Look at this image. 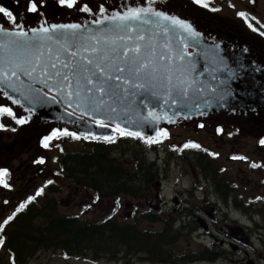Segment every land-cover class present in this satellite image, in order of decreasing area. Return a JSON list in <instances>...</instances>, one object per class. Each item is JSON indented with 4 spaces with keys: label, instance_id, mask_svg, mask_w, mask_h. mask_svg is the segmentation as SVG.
<instances>
[{
    "label": "water",
    "instance_id": "obj_1",
    "mask_svg": "<svg viewBox=\"0 0 264 264\" xmlns=\"http://www.w3.org/2000/svg\"><path fill=\"white\" fill-rule=\"evenodd\" d=\"M52 2L40 8L42 21L37 13L19 26L0 18V69L10 77L0 81V105L27 116L26 127L40 134L66 127L104 140L122 130L150 141L163 129L209 118L246 129L264 125V47L252 36L205 20L192 6L181 11L155 1L98 0L104 9L97 11L93 0H82L73 12ZM0 3L17 12L13 0ZM84 3L89 11L80 10ZM137 14L139 19H127ZM21 32L27 35H16ZM141 64L147 67L137 74ZM101 86L104 93L97 91Z\"/></svg>",
    "mask_w": 264,
    "mask_h": 264
},
{
    "label": "trees",
    "instance_id": "obj_2",
    "mask_svg": "<svg viewBox=\"0 0 264 264\" xmlns=\"http://www.w3.org/2000/svg\"><path fill=\"white\" fill-rule=\"evenodd\" d=\"M80 140V148H67L60 155L57 178L62 177L65 182L60 184L55 177L38 197L28 200L19 211H13L8 216L13 218L7 224L5 220L2 222L0 236L10 264H25L42 250L61 252L65 258L106 257L108 261L125 264H211L225 256L224 247L216 243L182 251L181 237L191 242L190 238L201 230L194 218L186 219L192 212L174 215L153 207L142 209V204L156 198L155 182L162 174L159 160L148 154V150H159L158 141L146 143L139 137L126 136L109 141ZM67 184L93 192L92 204L77 213H62L60 200L55 195ZM224 192L228 197L229 191ZM104 199H115L119 213L126 202L137 204L135 211L122 217L119 213H110L88 218L92 205Z\"/></svg>",
    "mask_w": 264,
    "mask_h": 264
},
{
    "label": "rangeland",
    "instance_id": "obj_3",
    "mask_svg": "<svg viewBox=\"0 0 264 264\" xmlns=\"http://www.w3.org/2000/svg\"><path fill=\"white\" fill-rule=\"evenodd\" d=\"M146 1L149 2L150 0ZM216 1L217 0H213L212 3L215 4ZM155 2L168 5L166 3H161L156 0ZM221 2L223 3V8H225V10H223V14L228 15L227 17L223 16L222 14V17L230 19L231 17H234L239 24H246L243 20L237 17V14L239 12H242L246 9L244 3H240L239 0H224ZM231 2H233V4H231ZM259 4L261 9L259 11L261 14V20L264 22V0H258L257 4L253 5L252 7L253 9L255 8V10H259ZM169 5H172L171 9L179 10V8H181V11L182 8L186 6L183 3H169ZM227 8H229V10H227ZM199 9L206 11L200 7ZM203 11L201 12L204 13ZM249 11L251 12V10ZM46 12L48 13L50 12V10H46ZM37 14L39 20H44L40 12ZM201 15L204 17L205 20L208 19L210 21L216 22L214 19H209L203 14ZM25 17L26 15L23 13L19 15V20L25 21ZM263 22H261V24H263ZM10 24L11 26L20 25L19 22L17 24ZM215 24H218L225 28L228 27L229 29L234 28L241 33L257 35L251 31L243 29L240 25L239 29L236 26L229 25L227 23L216 22ZM255 44L264 46V44L261 43ZM2 98L3 96L0 94V103L2 102ZM0 106L3 107V105ZM27 119L28 117L25 116V118H23V123L27 122ZM15 121L16 124L12 123V127H17L19 116H17ZM203 122L207 123L208 127L205 126L204 128H198L197 124ZM199 123H184L172 126L171 130L174 133L170 134L171 139H167L166 141H164V143L161 144L162 147L159 148V150H148V154L151 156V158L159 160L158 164L162 170V174L160 175V179L155 182L154 189L157 192L156 198L151 199L147 204H142V209H145L147 207H153L155 210L158 211H161L162 209L163 211L167 210V212H172L174 215H180L182 211H186V213L188 214L192 212L193 217L188 215L186 216V219L190 220L194 218L198 222L201 230H197V233L194 235L193 239L190 238L191 242L185 240V236H183L185 239L181 237L180 246L182 251L190 252L192 250L202 249L206 246V244L210 245L216 243L221 248L222 246L224 247L223 250L225 252V256L211 264H264V212L261 211L262 208L260 207H243L245 204L242 200L241 195H239L247 194L244 191L247 190L246 188L248 187V185L255 182L257 176L251 174V178H246L244 184H248V182L251 183L246 185V188L243 187V185L240 186L237 191V194L232 193V196L238 197V202L236 206L234 205V203H232L233 206L229 208L225 207L222 203L217 204L218 201H222V198H220L219 195L213 192L211 187L208 188V184L205 183V185H203L205 179L212 182L213 176H215L217 173H220L224 176L223 181H228V179L235 178L234 173L238 171V168H246L245 163L233 162V160L228 159V154L230 152L229 145H225L222 148H219V150L225 153V155L222 156V160H213L212 155L208 152V150L205 149L201 144L197 143L198 140H201L210 144L212 147L216 146L217 142L214 139V132H217V130L214 128L215 124H231L232 121H229L227 119L216 121L215 119L209 118ZM25 129L26 136H29L28 138H31L29 141L32 142L25 143L20 147L25 148L29 151L30 154H33L35 137H37V135L40 133L38 132V130L34 131L31 127H25ZM227 130L229 129L227 128ZM219 137H228V134L224 132L222 134H219ZM62 139V137L58 138L59 144L57 145H60ZM187 140L191 141L192 143H189V147L182 149L180 146L181 143ZM6 141L3 140L2 143L0 142V164L3 163L8 165L11 162H14L17 187L14 191H12V196L18 199L20 198L23 202L25 199L24 196L27 194L28 191L31 192L33 190L35 185L40 182V179L37 181H27L25 184H22L18 180L19 174L17 171V167L19 165H17V161L14 160H18L17 157H19L20 154L17 148H13L11 152H8L5 147ZM134 142V140L130 141V144L133 145ZM192 145H199V147H194ZM66 147L69 149L80 148V143L74 140L73 137L68 136V138L66 139ZM179 149H182V151H180ZM203 151L204 154H201V152ZM205 160L210 162V164H207ZM200 165L203 166V168H201ZM231 171L233 173H231ZM201 173L205 179H201ZM241 174L243 175L244 172H242ZM55 177L57 178L58 175L55 174ZM57 180L60 184L65 182L62 181V177L57 178ZM238 180L241 179L239 178ZM249 189H251L252 191H255L257 189H263L264 191V184L259 187H256L255 184H251L249 186ZM205 190L207 191L205 192ZM190 191H192V193H190ZM248 194H251L252 196L253 192ZM30 195H33V197L35 198L38 197L39 194L33 190ZM55 196L60 200V211L62 213L68 214L79 212L85 205H89L90 203L92 204L93 200V192L82 188H76L68 184L65 185L64 189L61 190V192L57 193ZM114 200L115 199H104L102 201L97 202V204L92 205V210L90 213H88L87 217H104L110 213H119L120 211L116 209ZM258 203L261 204L262 202ZM136 204V201L126 202L125 207L121 210V213H119V217H122L125 213L135 211L134 206ZM261 206L264 207V204H261ZM3 209L4 207L0 206V212L3 211ZM254 211H261L263 215L256 216ZM2 219L3 218L1 217L0 220ZM257 221L258 226L256 225ZM202 222L206 224V228L202 226ZM228 228H230V237H226L222 233L223 231L227 232ZM233 230H235V232H233ZM241 230H244V234L241 233ZM238 232H240L239 235L233 234ZM241 238H243L244 240L241 241ZM7 253L8 252L3 247V244L0 243V264H10L9 253ZM25 264L125 263L123 261L120 263L108 261L106 257L95 260L79 257L65 258L61 252L59 253L54 250H42L37 256L31 257ZM138 264L150 263L141 262ZM200 264L207 263L203 262Z\"/></svg>",
    "mask_w": 264,
    "mask_h": 264
},
{
    "label": "flooded vegetation",
    "instance_id": "obj_4",
    "mask_svg": "<svg viewBox=\"0 0 264 264\" xmlns=\"http://www.w3.org/2000/svg\"><path fill=\"white\" fill-rule=\"evenodd\" d=\"M17 4H19V7H21L22 11L19 13L25 14L29 13L30 10L33 9V1L31 0H13ZM38 6H45L48 2L53 1L55 3H51L52 5H57L58 3L61 7H64L65 9H71V7L74 6V4H71V6H68L69 3H64L63 0H36ZM155 1V0H150ZM161 3H183L186 6L190 5L193 8L200 11L202 9L206 10L203 11L204 13H201L209 18L214 19L216 22L220 23H227L229 25H234L237 28L240 29L239 25L248 31H251L257 35H251L256 39L257 42L264 44V22L261 20V14H260V4H259V10L253 9V5L257 4L258 0H239L240 3H244L245 10L242 12H239L237 14V17L239 19L243 20L246 24H239L237 20L234 17L230 18H224L221 15L223 14V3L221 1L224 0H217L215 4L212 3L213 0H201L200 3H197L196 0H156ZM95 5L98 3L94 0ZM233 4V2H231ZM57 5V6H59ZM73 5V6H72ZM2 7V6H0ZM86 7V5H83L82 8ZM4 8V7H3ZM7 10V9H6ZM229 10V8H227ZM251 10V12L249 11ZM10 12L9 10H7ZM208 11V12H207ZM12 15L8 16L6 13H0L2 15H5L7 18L11 19L12 21H17L18 16L15 15L13 12H10ZM240 13H244L245 15L241 16ZM223 16H227L223 14ZM230 17V16H229ZM14 18V19H13ZM264 18V16H263ZM224 19V20H223ZM227 20V21H225ZM263 24H261V22ZM237 31V30H236ZM249 35V34H248ZM3 113L2 116V124L0 125V142L2 143L3 140L6 141V150L8 152H11L13 148H17L19 151V157L17 161V171H18V180L25 184L27 181H37L40 179V182L35 185L33 190L37 192L40 190L44 185L49 184V182L55 177V174L59 171V158L60 155L63 154V152L67 149L66 147V140H65V130L62 131H53L51 134L45 135V134H38L37 137H35V144L33 146L34 153L30 154L28 150L25 148H21L20 146L24 145L25 143L32 142L29 141L31 138H28L29 136H26V125H21L19 121L17 122V127H12V123L16 124V121H12V114H9L8 112H1ZM199 125V126H198ZM208 127L207 123H199L197 124L198 128H204ZM214 128L217 130V132H214V139L217 142V148L216 146H211L210 144L203 142L201 140H198V144H201L205 149L208 150V152L212 155L213 160H222V156L225 155L224 152L219 150V148H222L225 145H229V154L228 159L233 160V162L238 163H245L246 168H238V171L234 173L235 178L228 179V181H223L224 176L220 173H217L215 176H213L212 182L209 180H206L204 176L201 173V179H205V182L203 185L208 184V188H212L213 192H215L217 195H219L220 198H222L221 202H217V204L222 203L225 207L229 208L234 205H237L238 197L232 196V193H236L240 186L243 185L245 187L246 185L250 184L251 182H248V184H244V181L246 178H251V174L257 176L254 183L256 187L262 186L264 184V143H261V141H264V125L257 124L256 128H248L246 129L243 127V124L232 122L231 124H222L218 123L215 124ZM227 128L229 130H227ZM167 132V139H171L169 134H172L171 128L168 129ZM64 132V133H63ZM226 132L228 134V137H219V134H222ZM62 137V142L59 144L58 138ZM61 140V139H60ZM37 141V142H36ZM183 143V142H182ZM181 143V145H182ZM189 146L190 142H186ZM47 145V146H46ZM180 145V146H181ZM182 151V149H179ZM201 154H204V151L201 152ZM235 160V161H234ZM201 168L203 166L200 165ZM7 170V174L3 177H0V206L4 207L3 211L0 212V219L1 217L4 218V216H8L13 211L17 210L20 205L24 204V201L16 197H13L12 191H14L17 187L16 185V177H15V164L14 162H11L10 164H0V170ZM237 170V169H236ZM220 172V171H219ZM244 172L242 175L241 173ZM231 173H233L231 171ZM241 180H238V179ZM250 184V185H251ZM246 188L247 190L244 191L247 194H239L242 197V200L244 201L243 207L249 208L251 207H260L262 208V212H264V207L261 206V204H264V191L263 189H257L255 191H252L249 189V186ZM77 188V187H76ZM81 189V188H80ZM33 190L31 192H33ZM207 190H205L206 192ZM224 191H229L228 197H226L223 193ZM31 192H27V194L24 196L26 199ZM253 192V195L251 196V193ZM192 193V191H191ZM207 194V193H206ZM24 199V200H25ZM178 199V198H177ZM177 202V200H176ZM242 202V201H240ZM258 202H262L259 204ZM257 203V204H256ZM261 211L259 212L260 215H263ZM259 215V216H260ZM260 219V218H259ZM264 219V216H263ZM1 221V220H0ZM256 223V222H255ZM258 226V221L256 223ZM230 228H228L227 232H222L224 236L230 237L229 233ZM231 232V231H230ZM235 232V230H233ZM238 233H233L234 235H239ZM241 233L244 234V230H241ZM233 238V237H232ZM236 238V237H235ZM234 239V238H233ZM248 239V238H247ZM244 240L241 238V241ZM241 247V246H239Z\"/></svg>",
    "mask_w": 264,
    "mask_h": 264
},
{
    "label": "snow or ice",
    "instance_id": "obj_5",
    "mask_svg": "<svg viewBox=\"0 0 264 264\" xmlns=\"http://www.w3.org/2000/svg\"><path fill=\"white\" fill-rule=\"evenodd\" d=\"M67 2L69 3V6H71V4H74V3L76 2V0H67ZM196 2H197V3H200L201 0H196ZM32 10H33V11L36 10L35 4H33V9H32ZM85 10L87 11L88 9L86 8ZM133 11H134V12H137V13L139 12V10H133ZM0 13H6L8 16H11V15H12L10 12H8V11H7L5 8H3V7H0ZM156 15H158V16H163L164 14H163V13H156ZM240 15L243 16V15H245V14H244V13H240ZM13 19H14V18H13ZM127 19H139V15L137 14V15H134V16H131V17H127ZM165 19H171V20L173 21V23H175V24H180L181 26L185 27L186 30H189V31L191 30L190 25H186L183 21L177 20V19L174 18V17H167V16H165ZM51 27H52L53 29H55V28H57V27H60V28H73V29H76V28H79L80 25H52ZM0 30H2V29H0ZM32 31H36V29H33ZM41 31H45V32H47L48 29H41ZM9 34H11V33H9ZM16 35L25 36V35H27V33L21 32V33H17ZM139 39H143V37H139ZM94 51H95V49H94ZM133 51L136 52V53H139V51H140L139 46H137ZM73 55H75V53H74ZM125 55H126V53H125ZM84 59L86 60V64H87V65H91V64L93 63L92 60H88L87 58H84ZM133 62H134V61H133ZM52 67L55 68L56 65L53 64ZM64 67H68V65L65 64ZM146 67H147L146 64H141L140 67L136 69L137 74H139V72L141 71V69L146 68ZM96 69H97V72H98V73H101V74H105V75H107V74L105 73V69H104L103 67H101L100 64H96ZM33 71H35V69H33ZM45 71H46V70H45ZM85 71H88V69L85 68ZM116 71H117V72H123L124 69H123V68H117ZM25 74L27 75V74H30V73H27V72H26ZM75 74H76V73L73 72V76H75ZM12 75H16V72L13 71V72H12ZM55 75H56V76H60L61 73L56 72ZM5 78L10 79V77H8L7 72H3V70L0 69V81H3ZM107 78H108V79H113V77H111V76H108ZM114 79L119 80L120 77H119V76H116V77H114ZM63 80L68 81V84L66 85V87H68V88H71V87H72V85H71V81H70L69 77H68L66 74L63 75ZM77 83H79V82H77ZM87 83H89V84L92 83L91 78H88ZM91 91H92V89L89 88V89H88V92H91ZM97 91L100 92V93H104V92H105V88L101 86V87L97 88ZM72 94H73L72 92H68V95H69V96H71ZM75 94H76L77 96H79V91H77ZM17 102H18V101H17ZM78 106H79V105H78ZM0 112H8L9 114H11V109H10V108H2V107H0ZM19 122L22 123L23 121H19ZM65 134L75 135L74 133H67L66 130H65ZM122 134H124V133H122ZM126 134L132 135L133 133H126ZM261 143H264V141H261ZM46 146H47V145H46ZM188 146H189V145H185V147H188ZM192 146H194V147H199V145H192ZM6 174H7V170H6V169H5V170H0V177H3V176L6 175ZM49 183H51V182H49ZM41 191H42V189H41ZM38 194H39V193H38ZM32 199H34V197H30V198H29V200H32ZM23 207H24V205H21V208H23ZM19 210H20V209H18V211H19ZM12 218H13V217H11V216L8 217V218L4 221V224H7ZM0 243H2V241H0Z\"/></svg>",
    "mask_w": 264,
    "mask_h": 264
},
{
    "label": "bare ground",
    "instance_id": "obj_6",
    "mask_svg": "<svg viewBox=\"0 0 264 264\" xmlns=\"http://www.w3.org/2000/svg\"><path fill=\"white\" fill-rule=\"evenodd\" d=\"M244 71V70H243Z\"/></svg>",
    "mask_w": 264,
    "mask_h": 264
}]
</instances>
